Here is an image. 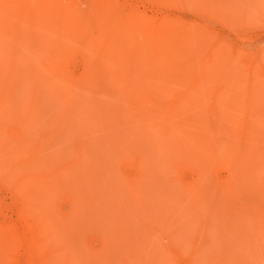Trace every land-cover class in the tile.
<instances>
[{"label": "rangeland", "instance_id": "374dc122", "mask_svg": "<svg viewBox=\"0 0 264 264\" xmlns=\"http://www.w3.org/2000/svg\"><path fill=\"white\" fill-rule=\"evenodd\" d=\"M194 2L198 10L153 7L148 2L144 9L147 15L155 12L197 23L199 31L209 30L205 37L213 45L224 39L222 47L228 43L231 51L256 53L263 48L257 55L262 59L264 0ZM121 25V19L107 21L76 0H0V79L10 78L15 85L7 94L0 86V264H264V220L236 208L235 199L243 201L241 195L230 197L227 189L214 186L196 187L198 170L187 153L177 159L178 171L157 161L153 129L159 127L160 113L148 105L136 111L139 83L120 76L101 81L90 91L78 81L86 67L94 73L107 70L101 61L114 44H123L122 55L143 59L144 38L126 36ZM102 48L107 51L100 55ZM226 50L223 60L233 61L235 51ZM246 50L237 52L242 58L237 67L230 65L234 61H222L224 74L231 70L228 63L237 69L241 62L254 61ZM64 61L69 64L67 73L60 71ZM238 72L235 77L243 75ZM237 78L233 85L242 93L249 77L244 85L242 76ZM145 81L146 76L140 86ZM230 85L225 82L226 90H221H233ZM213 87L220 93L217 88L222 85ZM32 90L37 93L34 101ZM210 90L205 88L200 95L214 108L213 102L217 106L223 95L218 93L216 100L215 90ZM245 93L244 98L238 93L237 106H224L219 115L230 109L228 116L232 113L234 118L249 102ZM66 100L69 111L64 109ZM147 123L152 127L146 128ZM174 125L181 129L179 123ZM209 175L220 185L228 173L220 165ZM40 234L46 236L45 242ZM33 236L43 247L37 258L44 257L38 262L33 261L32 243L39 241Z\"/></svg>", "mask_w": 264, "mask_h": 264}, {"label": "bare ground", "instance_id": "6f19581e", "mask_svg": "<svg viewBox=\"0 0 264 264\" xmlns=\"http://www.w3.org/2000/svg\"><path fill=\"white\" fill-rule=\"evenodd\" d=\"M76 1L81 6H86L91 11L93 10L98 16L104 18L107 21L112 22L113 19H121V27L125 28L126 33H128L126 36L140 35L144 38L145 41V52L142 53L143 59H139L136 57H126L125 55H122L123 49L121 47L123 44L120 43V45H112L110 49H108V51L106 48H102L100 50V55L104 51H107L108 53V55L104 57L105 61H101L102 64L104 63L103 66L107 67V70L101 72V74L94 73L89 69V67H86V69L78 75V81H80L81 84L85 85L90 91H93V87H95L94 85L99 84V82L101 81L109 79H121L119 78L120 76H127L128 78L131 77L133 82L139 83V85L137 86V92H135L134 95L136 111L140 112L145 108V105H148L149 107L154 108L160 113L159 115H157V119L160 121L159 127L157 129H153L155 135L157 134V161H159L160 164L162 163L164 166V163H166V165L167 163H170L169 165L175 167L178 171V163L180 162V160L177 159L179 157H183L185 153L189 154L192 160L196 163L195 167L198 170L196 179L195 181H193L196 187L202 186L204 188V186H214L222 189H227L229 192H231L230 197H240L241 195V197H243V199L241 200L243 201H238L237 199H235L238 205H236V208L246 209L251 214L259 217L260 220H264V54H262V59H260L259 56L257 57V55L261 56V52L259 54V50H263V48L256 50V53H254L253 50L247 51L245 49L246 54L251 52L250 54L253 57L254 61L248 54V56L253 61L251 63H248L249 65L251 64V67L247 65L246 60V65L241 62L243 64L242 65L239 62V65H241L242 67L245 65L243 67L244 70L241 69L242 67L240 68V66L238 65L239 67L237 69L239 71L241 69L242 72H238L237 69H234L235 66L237 67L238 58L242 59L241 57H238L240 55L239 53H241V49L232 50L235 51L233 55L234 58L232 57V60L234 59L233 61L236 65L232 63L230 65H234V67H229V63L228 65L226 64V66H228L227 69L230 68L231 70L229 69L230 72L226 71L224 74V69L222 70V63L224 61L225 63L226 61L230 63L233 62L228 61V59L223 60V57L226 58V56L222 57L224 50L226 52V49H228V52L233 53L229 48L230 45H227L228 43L225 44V46L227 45L226 49L222 51L221 48H225V46L222 47V45L224 44L221 43L224 42V39L221 38L223 41L219 40L220 42H218L217 45H213V42L210 41L211 38H209L208 40L205 37L206 31L208 29L204 30V28L200 27L202 29V31L200 29V34V31L196 26L197 23L192 24V22L190 23V21L185 22L183 20H177V18L174 19L168 17L167 14H162L160 10V14L164 16H160L155 12H152V16L147 15L144 9L146 8V2H148L153 7H159L160 4H162L163 6H185L195 9L194 0H136V3L134 5L129 4L125 0ZM93 3H95L96 5H92ZM195 10H198V8H196ZM205 10L206 9L202 7V11ZM11 12L15 13L14 7H11ZM22 14L23 13L21 12L20 15ZM122 28L120 29L122 30ZM210 33L211 32H209V34ZM79 35L80 33L77 32L76 36L78 37ZM208 41L210 42L208 43ZM208 44H212L214 48L216 47L215 49H220L222 52L220 50H215V53V51L213 50L214 48H208ZM212 45H210L211 48L213 47ZM217 46L219 48H217ZM261 47H263V45ZM53 49L59 50V52H63V50H60L61 46L59 45H54ZM245 50L242 49L241 54H244L243 52ZM212 52L215 53L213 54L214 56L211 54ZM252 52L256 54V56L252 54ZM231 53L227 54L231 55ZM262 53H264V51ZM228 56L227 58L230 57L229 59L231 60L232 55L229 57ZM242 57H244V55ZM35 59H37L38 62L41 61V59L39 60L37 57ZM64 62L65 64L61 65L62 67H60V71L67 73L69 64L66 63V61ZM226 66L224 65V68ZM220 70L223 71V74L221 76L218 75L219 72H221ZM232 70L236 71L233 72ZM231 71L233 73V76ZM237 72L240 74L243 73V75L237 74V77L242 76L243 78L244 75H246V77L240 80V85H244L247 81H242L244 79L246 80L247 77H249L250 83L247 84V90L246 87L244 88L243 86V88L245 89V91L243 90L242 92L243 94L239 91H236L237 89L235 87L237 86L233 85H237V80L235 79H239L235 77ZM33 75L36 74L34 73ZM145 76L146 81L142 83V86H140L141 80L145 78ZM34 77V79H36V76ZM2 79H0V86H2L1 88L5 90H2V92H5V94H7L6 91L9 92L8 90H10L11 93V91L15 90V85L11 84L10 78H8L6 82L5 79H3L4 81H2ZM73 79H75V77H73ZM163 79L166 80L163 85L169 88L157 84ZM225 82H229V87L231 86L230 84H232V88L235 91L230 88L232 92L226 91L224 93L223 90H226V88H224ZM32 83L35 84L36 82ZM217 85H222V88H217V91L223 89L220 91V93L218 92L220 96L223 95V99L222 97L220 98L215 89V91L212 89L213 86L215 87ZM32 87L33 89L36 88L34 86ZM205 88L207 89V91L212 89L210 90L211 93L212 91L216 92L217 95L214 93L216 95L214 99L217 100L220 98V101L217 102V106L216 103L213 102V104H215L214 108H212V105H209L208 101H203L205 100V98L203 100L201 99L200 93H202ZM228 92L231 93L229 94ZM236 92L237 94H241L243 98L245 92L250 95L249 102L245 108L239 111V113L237 112V110L236 112L238 114L234 118H231L232 113L230 116H228L230 113V109H227L233 106V104H236L237 106V103L234 102L239 100L240 96L239 94L237 95ZM34 93L35 91L32 90L31 96L33 98V101L36 100L37 94ZM63 94L67 95V91ZM65 97L66 96L64 95V98ZM224 97H228L226 102H228L229 104L225 103ZM230 98L233 101H229ZM66 99L68 100V96ZM214 99L212 98L213 101ZM163 101L164 103L162 106L161 102ZM221 102L222 105L220 104ZM218 104L219 109H217V113L216 108H218ZM64 105V109L68 110L70 107L69 102ZM220 105L222 107H220ZM209 106L212 107L210 108ZM224 106H227V109H224L222 111V114L219 115V112ZM235 114L236 113H234V115ZM177 123H179L181 129L177 128L174 125ZM151 127L152 126L149 123L146 124V128ZM159 134H161L160 137ZM220 160L221 162L218 163ZM220 165H222L226 169L228 175L224 180H221L220 185H218L210 176L211 173L209 175V171L214 173V171H216V169ZM32 193L34 194V192ZM32 198H34V196ZM36 200L38 201V197ZM38 206L36 205L35 207L38 208ZM38 209L40 210V207ZM35 221L36 220L32 222ZM36 225L34 226L36 227ZM34 226L32 227V229L34 232H36V234L33 231L32 232L33 235H37L38 228H35ZM41 236L39 237L40 239H42L44 235ZM35 238L37 241H39V244L35 240V242L32 243L33 252L36 255L34 259L32 258L33 261L37 258L38 253L40 254V248H43L42 246H40V243L42 244L41 241H44L45 239L44 238L40 241L39 238ZM43 257L44 256H42L41 259H43ZM46 259L47 258L45 257V260ZM40 260L38 257L36 262ZM57 262H60L59 259H57ZM41 263L43 262L41 261Z\"/></svg>", "mask_w": 264, "mask_h": 264}]
</instances>
